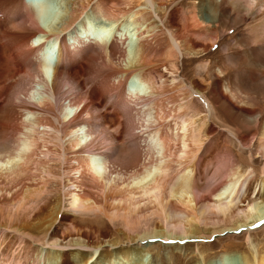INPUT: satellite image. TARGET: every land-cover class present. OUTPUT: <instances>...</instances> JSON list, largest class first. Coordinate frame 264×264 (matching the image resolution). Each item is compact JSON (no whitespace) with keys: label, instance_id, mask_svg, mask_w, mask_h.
Here are the masks:
<instances>
[{"label":"bare ground","instance_id":"1","mask_svg":"<svg viewBox=\"0 0 264 264\" xmlns=\"http://www.w3.org/2000/svg\"><path fill=\"white\" fill-rule=\"evenodd\" d=\"M41 4L0 0V264H88L98 249L106 255L94 264H127L155 240L177 248L213 236L249 244L264 229V116L231 99L239 93L264 104V79L238 74L237 94L228 85L223 93L210 89L207 64L187 83L179 58L217 44L221 8L264 51V0H65L48 30L38 25ZM90 21L111 35L93 36ZM81 77L100 86L87 99ZM105 98L120 104L125 121L115 108L94 122ZM219 109L252 129L258 176L249 139L221 127ZM220 132L247 168L228 150L207 156Z\"/></svg>","mask_w":264,"mask_h":264},{"label":"rangeland","instance_id":"2","mask_svg":"<svg viewBox=\"0 0 264 264\" xmlns=\"http://www.w3.org/2000/svg\"><path fill=\"white\" fill-rule=\"evenodd\" d=\"M48 1L49 3H51L50 7L59 9V13L55 12L54 10H50L48 13L50 23L45 22L42 25L37 22L41 28L43 27V29L45 28L46 30H48V28L51 26L57 25L65 9V0H48ZM192 3L193 2L189 3L188 6L191 5ZM194 3L196 6H198L199 0H194ZM185 5L180 6V9H182L181 11L183 13L187 12V7ZM169 9L170 7H168V10ZM221 13H223L224 18L222 16L221 20L218 22L219 24L217 28V34H216L217 44H215L210 50L203 53L202 55L201 54L197 56L186 55L187 56L186 57L183 54V56L185 57L182 56L181 58H179L180 59L179 60L180 62L179 72L181 73V75H183V79L186 82L188 81L187 83H189L191 80L194 79L195 73L198 72V69H197L198 66L202 64L203 65L207 64L208 66L210 65L208 69L209 72L207 74V80H208V83L210 84L209 87L211 90L217 86L219 90L222 89L221 91L225 92L227 85L230 86L232 90H234L236 88L235 83H236V76L238 74H245L247 76H250V80L252 83L262 82L264 79V51H259L255 47L251 46V44H249L250 42L248 41V38L245 35V32L244 31L242 32V24L239 21H232L230 18H227L226 16L227 13L224 8H221ZM90 30L93 36L98 35V36H108L109 37L111 35V34L110 35L108 34L109 33L108 27L106 25L101 24L97 26V24H94L91 21H90ZM104 30L107 32V35H102ZM119 30L122 31V33H125L127 36H130L133 33L130 26L129 28H125L124 26L121 25L119 27ZM111 33H114V30ZM131 37L133 39L131 38L132 40L130 41V44L128 47L130 50L126 48V51L133 53L135 49V45L133 43L135 42H134V36H131ZM101 47L103 48V46ZM84 48L85 47H82L81 49H84ZM226 54L231 57L230 61H227ZM98 62L103 63L101 60H99ZM161 64L162 63H158V66H160ZM208 70H205L204 73L202 74L200 73L202 79L205 78L206 76L205 73ZM219 70L223 71V73H220ZM81 79L87 82L83 90H80V92L82 93L83 99L88 98L87 93L93 87L100 88V86L97 87L93 83L95 79L92 77H90V79L87 77H81ZM253 80L255 82H253ZM132 84L133 83H130L131 87H132ZM133 86L135 87V85ZM236 91L238 92L237 88L235 89V93L237 94ZM240 97L241 95L238 93L237 95H235V98L231 99L232 104L233 105L235 104L238 109H242L243 107L250 108L251 110L261 109L262 116H264V112H263L264 104L261 101H258L254 98L255 101L253 100L251 102H246L247 100L243 96L241 98ZM85 101H88V100H85ZM102 102H104L103 99H102ZM119 105H116L114 107L112 101L108 98H105L104 104L101 107H99L97 112L93 113V116L96 117L94 118L92 116L94 122L96 124H101L102 121H100L101 120L100 115L102 114H105L108 117H113L115 114L114 112L115 108L117 110L116 113L119 112L121 115V118L125 121V118L127 117L125 116V114L124 115L122 114L123 110L121 109V106ZM234 114L236 113H228L226 110L219 109V117L222 121L220 125L222 124L221 127L229 126L232 130L236 131L238 136H245L249 139L246 141L247 144L246 142L244 143V147L245 146H248L249 148L251 147L250 153L252 155V160H254L252 168L255 170L256 176H258V170L261 166L259 161L261 162L262 158L260 157V155L256 153L257 143L252 142L253 144L251 143V145L248 143L252 139V135H254L253 131L252 129H248L247 126L242 124L239 116L236 117L237 114L236 115ZM263 122H264V117H261L260 118L261 127L263 125ZM106 125L108 124L106 123ZM217 125H218L217 127H220L219 123H217ZM115 130H116L115 126L110 127V125L109 126L103 125L100 131H107V132L112 133ZM226 137L224 136V132H220V134L218 135L216 134L211 135V138L214 141L211 145L210 152H208L207 153L208 155L207 154L206 155L211 156L212 160H218L223 154L230 151L232 155L234 156V158L236 159V162L237 163L239 162V164L247 168V166L250 165L248 161L245 160V157L239 158V156H237V153H236L237 149L234 147H230L227 144ZM245 153L247 152H244V155ZM246 155L248 156V154ZM215 181L220 182L221 180L215 179ZM259 229H257L258 231L253 232L251 234L250 241H249L250 246L248 243L245 242L246 240L243 237L242 238L237 237L230 241L222 240L221 243L218 244L217 241H212L213 239L216 238L213 236L209 241L204 240L201 243H197V242L193 243V241H189V242H186V244L180 245L179 248H177L176 243L175 244L171 243L170 245L165 244L166 246L168 245V247H163L161 246L160 242H158V240H155L156 243H151L152 245L150 247L144 248L145 250L142 255H139L136 257L134 256L133 259H137V260L127 261V264H176V260H175L176 257L183 258L180 264H208L209 260H211L212 258H215L216 260L215 264H223V263L224 264H257V260L261 256L262 252H264V229L263 230H259ZM188 244H191V245H188ZM106 251H108L107 248H106ZM231 254L236 255V258H234V260L232 261L229 260V256ZM102 255L105 256L106 252H102L100 249H98L97 252L93 254V258L88 262V264H94V261L97 260V258ZM101 259L99 260L100 264H104L103 262L106 259L104 258H101ZM123 261L125 262L126 260L124 259Z\"/></svg>","mask_w":264,"mask_h":264},{"label":"clouds","instance_id":"3","mask_svg":"<svg viewBox=\"0 0 264 264\" xmlns=\"http://www.w3.org/2000/svg\"><path fill=\"white\" fill-rule=\"evenodd\" d=\"M50 10H54L55 12L59 13V9L58 8H52L50 6L47 5H39L36 7V17L37 19L41 22V24L43 25L45 22H49V17H48V13ZM102 35H107V32H103ZM146 85L145 84H140L138 90L143 92L146 89Z\"/></svg>","mask_w":264,"mask_h":264},{"label":"snow or ice","instance_id":"4","mask_svg":"<svg viewBox=\"0 0 264 264\" xmlns=\"http://www.w3.org/2000/svg\"><path fill=\"white\" fill-rule=\"evenodd\" d=\"M261 224H264V221H262V222H261ZM254 227H255V226H254ZM150 243H156V242H155V241H153V242H150Z\"/></svg>","mask_w":264,"mask_h":264}]
</instances>
